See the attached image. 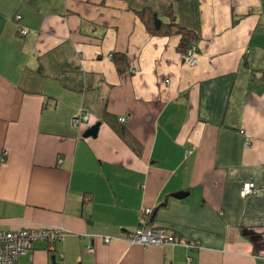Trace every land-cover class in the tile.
<instances>
[{
    "label": "crops",
    "instance_id": "crops-1",
    "mask_svg": "<svg viewBox=\"0 0 264 264\" xmlns=\"http://www.w3.org/2000/svg\"><path fill=\"white\" fill-rule=\"evenodd\" d=\"M145 8L194 33L195 66ZM4 152L0 231L65 232L16 264H264V0H0ZM145 209L183 244L121 240Z\"/></svg>",
    "mask_w": 264,
    "mask_h": 264
},
{
    "label": "built area",
    "instance_id": "built-area-1",
    "mask_svg": "<svg viewBox=\"0 0 264 264\" xmlns=\"http://www.w3.org/2000/svg\"><path fill=\"white\" fill-rule=\"evenodd\" d=\"M15 21L18 24L17 34L20 37H25L28 32L27 30L19 26L21 17L19 15L15 16ZM195 47H190L185 54L181 55L182 62L187 67L195 66L196 54ZM168 83V81H165ZM89 117L78 116L72 120L74 127H78L80 124L87 122ZM119 124L124 125L126 119L120 117L117 119ZM6 152L0 154V163L4 160ZM255 188L251 183L243 184L240 190V197L245 199L252 194H254ZM152 214L150 209H145L142 212L141 217L138 220L137 228L129 233L123 234L120 238L131 245H140L142 247L149 246H177L182 242L177 239L172 233L165 230H156L149 222V217ZM65 232L62 228H23L15 231H0V264H16L18 259L33 249V244L38 241H45L49 245L55 244L56 242L63 239ZM114 241L113 238L105 237L103 238L104 244H110ZM183 244V243H182ZM188 249H198L194 245H184ZM190 263V259H188Z\"/></svg>",
    "mask_w": 264,
    "mask_h": 264
},
{
    "label": "trees",
    "instance_id": "trees-1",
    "mask_svg": "<svg viewBox=\"0 0 264 264\" xmlns=\"http://www.w3.org/2000/svg\"><path fill=\"white\" fill-rule=\"evenodd\" d=\"M140 20L146 27V29L153 35H162V36H179V45L178 51L180 54H185L195 40L196 36L192 31H189L180 25H178L174 19H172L171 9L168 10L166 17L168 18V22L162 21L157 14L151 10L150 8H145L142 11L137 13ZM112 58L117 65L118 72L122 73L124 71V67H126L125 56L121 54H113ZM118 134L124 140V142L130 146L134 151H137L136 141L128 135L125 129L118 130ZM152 215V214H151ZM149 217V221L151 218ZM151 224V222H149Z\"/></svg>",
    "mask_w": 264,
    "mask_h": 264
},
{
    "label": "water",
    "instance_id": "water-1",
    "mask_svg": "<svg viewBox=\"0 0 264 264\" xmlns=\"http://www.w3.org/2000/svg\"><path fill=\"white\" fill-rule=\"evenodd\" d=\"M98 127H99V124L93 125L88 130H86V132L83 134V137L84 138L95 137L96 136V133L98 131Z\"/></svg>",
    "mask_w": 264,
    "mask_h": 264
}]
</instances>
